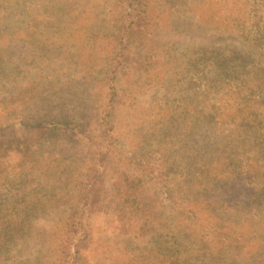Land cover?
I'll return each instance as SVG.
<instances>
[{
	"label": "rangeland",
	"instance_id": "1",
	"mask_svg": "<svg viewBox=\"0 0 264 264\" xmlns=\"http://www.w3.org/2000/svg\"><path fill=\"white\" fill-rule=\"evenodd\" d=\"M242 1L236 17L246 20L254 2ZM126 6L0 0V264H159V241L176 225L194 230L183 231L188 244L204 234L178 206L186 177L212 170L217 150L233 160L222 157L217 170L237 173L234 160L262 139L231 98L246 89L242 78L220 75L233 56L231 75L246 84L264 76L261 24L234 32L228 0H147L145 29L129 38ZM124 173L144 178V196L163 209L150 233L116 192ZM238 184L226 192L229 207ZM202 254L189 264L244 261L234 249Z\"/></svg>",
	"mask_w": 264,
	"mask_h": 264
},
{
	"label": "trees",
	"instance_id": "2",
	"mask_svg": "<svg viewBox=\"0 0 264 264\" xmlns=\"http://www.w3.org/2000/svg\"><path fill=\"white\" fill-rule=\"evenodd\" d=\"M127 12L125 15L126 25L125 30L128 37L141 35L145 29V17L147 10V0H125ZM242 0H228L232 3L231 9L233 12L229 16V28L234 32L236 30L247 32L246 23L252 26L255 23L260 24L264 30V0H253V8L255 11L246 20L240 19L238 16L237 3ZM247 1V0H245ZM245 5V4H243ZM246 6V5H245ZM263 18V19H262ZM232 58L228 56L224 59L223 64L227 71H221L223 79L230 80L236 76L242 78V85H246V89L241 90L236 87V92H233L231 98L237 105L242 106L241 111L244 113L241 121H245L243 126L246 129H252L256 133L262 134V139L258 140L256 146L253 143L247 145L245 151V159L238 160L242 163L241 171L237 173L224 174L217 170L221 165V159L224 157L222 164L230 166L233 160L229 159L225 153H219L213 157V168L198 170L197 176L190 179L189 176L184 180L185 198L178 206L181 208V213L185 209H190L196 219H190L193 223L204 229V234L199 239H194L190 244L188 236L183 231L194 230L187 228L185 225H176V232L167 234V238L160 240L161 251L158 255L159 264H189L190 261L197 262L202 257L203 251L208 247H213L218 250L234 249L242 253L244 256L243 264H264V76H259L257 72L254 74L253 81L245 83L243 75L232 74ZM237 58H235L236 62ZM245 59L242 58L239 68L245 65ZM249 71L244 72L247 74ZM115 82L112 79L111 83ZM240 91V92H239ZM239 92V93H238ZM259 92L257 100L246 102L244 94ZM111 108V106H109ZM111 110V109H110ZM260 110V111H259ZM106 124L111 129V119H105ZM77 130H82L83 126L77 123ZM53 129H56L54 126ZM225 148V146H223ZM232 151L234 147L231 146ZM231 148H227L229 151ZM219 149V146L217 147ZM258 151H263L259 152ZM261 158H257L256 155ZM239 181L238 188L240 190V199L234 206L229 207L224 199L229 188L234 186V183ZM120 184L122 187H117V193L121 200L131 201L133 209L139 212L140 219L143 221L141 230L144 232V226H147L148 233L156 229L163 209L157 205L155 196L145 197L143 193L144 178L141 176L121 175ZM220 184V186H218ZM218 186V187H217ZM244 188L243 191L241 188ZM209 191L211 193L209 194ZM208 193L209 195H206ZM207 212L206 217L197 219L198 214ZM214 213V214H213ZM213 215L215 219H212ZM219 216V217H218ZM234 216H239L237 221H233ZM190 218V217H189ZM216 220V221H215ZM207 236V238H204ZM194 241V243H193ZM73 239L66 238L62 250L69 251L72 248ZM207 245V246H206ZM193 248V249H192ZM192 251V252H191ZM66 253V254H67ZM190 259L189 261H187ZM199 261V260H198ZM153 264V261L151 262Z\"/></svg>",
	"mask_w": 264,
	"mask_h": 264
}]
</instances>
